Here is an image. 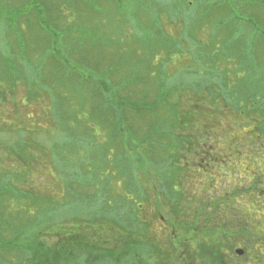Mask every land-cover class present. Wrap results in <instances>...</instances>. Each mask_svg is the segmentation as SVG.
Returning a JSON list of instances; mask_svg holds the SVG:
<instances>
[{
    "label": "rangeland",
    "instance_id": "obj_1",
    "mask_svg": "<svg viewBox=\"0 0 264 264\" xmlns=\"http://www.w3.org/2000/svg\"><path fill=\"white\" fill-rule=\"evenodd\" d=\"M46 1L55 7L49 14L53 22L59 17L51 34L52 27L50 31L45 24L39 32L33 15L29 27L16 19L13 10L24 0H0V182L12 183L20 192L13 202L0 200L5 216L21 212L24 222L40 211L41 233L47 225L62 224L122 239L125 231L98 221L119 225L117 208L133 199L148 221L145 237L161 245L171 236L167 218L176 204L167 203L157 167L174 179L181 207L198 199L193 193L206 192L207 200L214 193L228 198L227 205L241 203L245 217L260 213L246 202L252 199L254 179L261 183L256 192L264 194V0ZM17 28L26 46L17 44ZM104 85L112 88L114 108L128 104L126 125L136 137L128 139L124 150L120 138L111 145L108 133L94 127L96 147L81 150L75 143L61 149L64 133L77 141L86 138L89 109L98 100L90 93ZM170 87L182 112L174 118L163 114V122L156 123L151 104ZM139 101L144 111L136 114L132 104ZM71 108L81 110L72 114ZM63 110L71 122L56 116ZM184 113L193 118L188 128ZM150 124H157L151 131L159 136L154 147H148L146 137ZM178 133L197 135L206 147H196L192 154L179 149L174 146ZM22 142L36 146L30 148L31 153L36 148V164L18 163L15 146ZM43 156L48 164L39 160ZM134 159L143 165L137 191L130 190L124 171ZM43 239L49 245L57 241L53 234ZM84 255L68 259L69 264H120L121 259Z\"/></svg>",
    "mask_w": 264,
    "mask_h": 264
},
{
    "label": "trees",
    "instance_id": "obj_2",
    "mask_svg": "<svg viewBox=\"0 0 264 264\" xmlns=\"http://www.w3.org/2000/svg\"><path fill=\"white\" fill-rule=\"evenodd\" d=\"M25 2L18 8H16L14 11V15L16 16V19H20L21 22H24L29 27L30 18L34 16L35 20L37 21V25L39 28V32L43 31V24L46 25L47 28L52 27L51 32H47L48 34L54 33V27L58 26V18L55 22L51 19L49 14L51 15L52 8H55L54 5H51V7L48 5V2L46 0H43L40 5H35L37 1L39 0H24ZM31 2L34 3V6H29ZM58 7V6H56ZM51 11V12H50ZM33 15V16H32ZM207 17V15H206ZM14 27H17L13 23ZM18 30V45H24L26 46V40L24 37L22 38V35L20 34V28H17ZM38 30V29H37ZM55 35V34H54ZM56 37V35H55ZM62 63V62H60ZM58 63L56 64V66ZM2 79L9 81V75H2ZM172 89L173 93L175 91V88H168V90H165L163 94L159 95V99H155V103L151 104L152 111L154 112V115L157 117L156 123H162L159 121L163 116L169 117V114L174 117L180 112H182V106L177 103L176 100H174V97L172 96ZM1 95V94H0ZM91 99H98L94 104L99 103L98 106H92L89 109V114L87 118H89L88 122L89 125L87 126V130H84L86 138L81 141L80 137L77 141L73 136L74 134H70V136L66 135L61 137L62 143H61V149H64L65 147H75L74 144L77 143V147H82L81 150L85 149L83 147H89L90 145H93V147H96L93 139H92V133L94 134V127L98 128L101 127L102 130L105 133H108V137L111 141V145L116 141L117 138H120V141L118 143L119 147H127L128 145V139L130 137L135 136L136 132L133 129V127L130 124L126 125V111L124 110L125 103L121 102L120 104L116 105V108H114V105L111 103V98L114 95L112 93V88L103 86L101 87L100 91L93 88L91 93ZM170 96L173 97L171 101L168 102L166 100L167 98L170 99ZM90 99V100H91ZM164 101H161L163 100ZM144 100V99H143ZM142 101V100H141ZM136 102L132 104L134 107V110L137 113L144 111L143 102ZM189 102V101H188ZM194 103V105L197 103L195 99L191 101ZM55 104V103H54ZM82 105V104H81ZM193 105V107H194ZM192 107V106H191ZM197 107V105H196ZM195 109V108H194ZM81 110L80 108L74 109L71 108V113L73 114L74 111ZM163 110V111H162ZM196 111H199L198 109H195ZM58 118L61 120H64V122H71L72 120L69 119V116H66V110L63 112H59ZM164 114V115H163ZM129 115V114H127ZM158 115H160L158 117ZM181 116L185 117L184 121V127L188 128L189 125L193 122L192 116H188V114L184 113ZM160 118V119H159ZM56 119V118H54ZM162 120V119H161ZM79 121V120H77ZM151 126H148L147 131H150L148 134L150 136L146 137L148 140V147H154V137L156 136V133H152V127L156 126L155 124H150ZM171 130V129H169ZM67 131H73L72 128ZM89 131V132H88ZM62 134V135H64ZM126 136H125V135ZM128 135V136H127ZM127 137V138H126ZM136 137V136H135ZM74 139V140H73ZM75 141V142H74ZM160 140L158 139L157 142ZM200 142H203L202 139L199 140L198 136L195 135V137L189 138L183 133H178V136L174 139V146L179 147V149L186 150L190 152L191 154L195 152L196 147H206V143L204 145H201ZM158 144V143H157ZM204 145V146H203ZM19 151L15 150V155L18 159V163L24 164L27 163L26 166H31V164H36L37 161L35 160L36 155L34 154L36 151V148L33 150V153H31L30 148L36 147L34 144L29 143H21V145L17 144L15 146ZM194 147V148H193ZM212 147H214L212 145ZM57 151V150H56ZM200 151V150H199ZM198 151V152H199ZM209 151L205 149V152ZM58 152V151H57ZM57 152H53L56 155H58ZM30 154L32 155L31 158L33 160H30ZM205 158H208V155L205 156ZM42 164H48V157H40L39 159ZM207 161H205L206 167L208 168ZM19 164V165H20ZM156 167V166H155ZM143 165L140 164V160H133L132 163L128 165L127 169H124L125 171V178L129 183L130 190L137 191L140 188V182L137 178V173L142 172ZM158 173H159V180L161 181V184L163 186V189L165 190L164 196L167 199V203L169 205H179L177 204L176 200L181 198V193L177 191L176 184L174 179H170V177H166L164 171H162V167H157ZM170 187V188H169ZM69 188V187H68ZM169 188V189H168ZM17 186L13 185L12 183H6L5 181L0 182V200L7 199L9 202H13L10 199H15L20 195V192H18ZM69 190H71L69 188ZM39 191V190H38ZM25 192V191H24ZM28 192V191H26ZM131 194V193H128ZM27 195V193H25ZM139 198H143L141 193L138 194ZM220 198V196L218 197ZM21 200V198L19 199ZM44 200V199H43ZM22 201V200H21ZM45 201V200H44ZM130 204L126 205L124 202L123 206H119L117 209L120 210V213H116L114 219H119V225L117 223H113L111 221L102 220L98 221L101 222V224H105L107 228L113 229L118 228L121 231H125L126 235L124 238H120V235H115L114 239L107 238L105 236V233H99L95 234L94 231L88 230L86 233H81L80 230H76L73 227H66L60 224L54 225L50 224L45 227L44 230H47L46 233H41L37 229V224L40 226L41 220L40 215L41 212L37 211L36 215L33 214V219L35 222H33L30 219H26V221H22L24 218L23 213H16L15 216H12L11 214L7 213L8 215L5 216L4 211L2 212L0 210V254H4L5 257L0 258V264H61V260L68 261V259H73V257H78L75 261H78V259L82 256L85 257L84 254L90 252L94 254H98L100 257H107L114 261L117 260V258L120 256L121 259H119L120 264H185L186 263V257L184 254V250L187 248V228L182 226L188 224V216H189V210L190 205L187 203V207H181L180 205L175 207L169 211V218H167V224L170 226H181L174 228L173 226L171 229H169V233L171 236L169 238H165L163 243L161 245L158 242L149 240L145 237V230L144 225L148 222L145 220V216L142 213V205L139 204L137 207L134 204V200H130ZM6 201H4L5 203ZM3 201H0V205H2ZM24 204V207L29 208L27 203H20ZM8 206V205H7ZM23 206V205H22ZM210 207L216 208L219 207V205L216 203V201H212V203L209 205ZM1 207V206H0ZM10 207V206H9ZM137 207V208H135ZM11 208V207H10ZM14 208V207H13ZM12 208V209H13ZM113 208H116L113 207ZM134 208L139 212L136 213L134 211ZM31 214V212H30ZM138 215V218H137ZM113 216V215H112ZM26 218V216H25ZM94 220H90V223H93ZM55 224V223H54ZM56 228L55 230L53 228ZM55 232H54V231ZM57 231V232H56ZM104 233V234H103ZM55 235L56 236V243L54 245L47 244L43 238L45 236L49 235ZM132 234H135L137 236H133ZM173 234V235H172ZM87 235V236H85ZM147 239V240H146ZM119 245H122V250L120 249ZM7 256H9L7 258ZM61 259V260H57ZM56 259V260H55ZM142 259H145V262L142 263ZM122 260V261H121ZM153 260V261H152ZM86 264L89 262L87 260H84ZM71 263V262H70ZM69 264V261H68Z\"/></svg>",
    "mask_w": 264,
    "mask_h": 264
},
{
    "label": "flooded vegetation",
    "instance_id": "obj_3",
    "mask_svg": "<svg viewBox=\"0 0 264 264\" xmlns=\"http://www.w3.org/2000/svg\"><path fill=\"white\" fill-rule=\"evenodd\" d=\"M260 184L254 179L252 199L246 202L260 213L254 211L250 217L243 215L241 203L232 207L227 205L228 198L212 193L207 200L206 192L193 193L198 199H192L188 224L182 226L187 228L185 264H264V194L256 192ZM212 201L219 207H210Z\"/></svg>",
    "mask_w": 264,
    "mask_h": 264
}]
</instances>
